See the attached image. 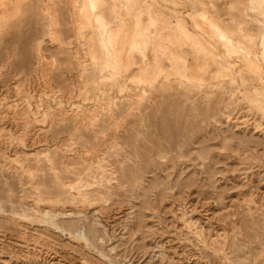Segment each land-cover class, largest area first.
<instances>
[{
	"label": "rangeland",
	"instance_id": "obj_1",
	"mask_svg": "<svg viewBox=\"0 0 264 264\" xmlns=\"http://www.w3.org/2000/svg\"><path fill=\"white\" fill-rule=\"evenodd\" d=\"M0 264H264V0H0Z\"/></svg>",
	"mask_w": 264,
	"mask_h": 264
}]
</instances>
